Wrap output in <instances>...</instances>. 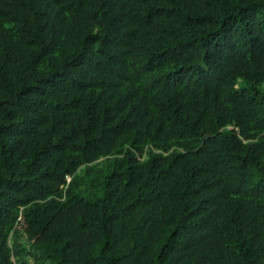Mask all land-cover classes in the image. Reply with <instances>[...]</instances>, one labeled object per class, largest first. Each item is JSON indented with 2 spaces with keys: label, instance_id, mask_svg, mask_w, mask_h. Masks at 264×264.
<instances>
[{
  "label": "trees",
  "instance_id": "trees-1",
  "mask_svg": "<svg viewBox=\"0 0 264 264\" xmlns=\"http://www.w3.org/2000/svg\"><path fill=\"white\" fill-rule=\"evenodd\" d=\"M0 264H264V0H0Z\"/></svg>",
  "mask_w": 264,
  "mask_h": 264
},
{
  "label": "clouds",
  "instance_id": "clouds-1",
  "mask_svg": "<svg viewBox=\"0 0 264 264\" xmlns=\"http://www.w3.org/2000/svg\"><path fill=\"white\" fill-rule=\"evenodd\" d=\"M66 179H67V181H69L70 180V176H66Z\"/></svg>",
  "mask_w": 264,
  "mask_h": 264
}]
</instances>
